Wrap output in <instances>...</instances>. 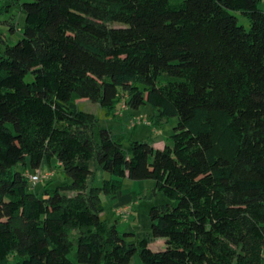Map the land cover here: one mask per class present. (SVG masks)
Instances as JSON below:
<instances>
[{
	"label": "trees",
	"instance_id": "16d2710c",
	"mask_svg": "<svg viewBox=\"0 0 264 264\" xmlns=\"http://www.w3.org/2000/svg\"><path fill=\"white\" fill-rule=\"evenodd\" d=\"M5 1L24 22L0 32V264H264V0ZM82 99L178 122L126 151ZM54 160L66 181L39 196L23 171ZM91 162L110 177L90 187ZM124 180L168 200L163 251L107 223Z\"/></svg>",
	"mask_w": 264,
	"mask_h": 264
},
{
	"label": "rangeland",
	"instance_id": "374dc122",
	"mask_svg": "<svg viewBox=\"0 0 264 264\" xmlns=\"http://www.w3.org/2000/svg\"><path fill=\"white\" fill-rule=\"evenodd\" d=\"M4 5H9L7 11L1 9ZM260 7L264 9V4H261ZM235 15L238 17L239 23L247 28V20L239 13H235ZM7 22L15 26L16 30L14 32L9 31ZM23 22L24 17L19 13L16 6L10 5V3L5 0H0V31L7 36L10 43L14 44L20 39V29L23 26ZM0 51H3L2 44H0ZM78 104L83 110L93 113L99 118L97 125L94 127V139L96 141H98L99 129H107L111 131L114 137H124L123 146L126 151L129 150V142L131 140L146 141L151 143L155 148H162L173 134L174 128L178 122L177 117L166 118L161 126L153 128L150 125L153 108L149 105H144L134 110L126 108L123 102L120 101L114 108V116L107 119L102 116V110L99 105L90 103L85 99L79 100ZM133 118L140 119V123L131 127ZM146 122H148L149 125L145 124ZM90 168L93 171V176L88 181L90 187L97 186L103 179H108L110 177L109 174L101 171L94 162H91ZM15 169L23 171L20 166H17ZM39 170L43 173L52 172L49 179L31 186L32 191L39 196H42L45 187H54L66 181L58 173L55 160L50 165L43 164ZM23 173L32 174L34 172L27 168ZM153 187L154 183L151 180H124L120 195L114 199L103 197V215L108 224H116L120 233L130 232L134 235L135 239L147 237L149 240V249L158 252L165 249V240L163 238H154L150 235L148 211L152 206L168 203V200L162 194L154 193ZM123 207H128L130 212V216L126 221H122V219L117 217L114 213V210ZM71 256L75 258L74 252H72ZM130 264H142L138 254H135L131 258Z\"/></svg>",
	"mask_w": 264,
	"mask_h": 264
},
{
	"label": "built area",
	"instance_id": "2783aa9c",
	"mask_svg": "<svg viewBox=\"0 0 264 264\" xmlns=\"http://www.w3.org/2000/svg\"><path fill=\"white\" fill-rule=\"evenodd\" d=\"M140 123V119L138 118H133V122L131 124V127H134L136 124ZM145 124L149 125L148 122H146ZM25 177L28 180V183L33 186L38 182H43L44 180H47L50 178V176L52 175V172H42L40 170H36L34 173H25L24 174ZM114 213L117 217H119L120 219H122V221H126L129 216H130V212H129V208L128 207H123V208H119L117 210H114Z\"/></svg>",
	"mask_w": 264,
	"mask_h": 264
},
{
	"label": "crops",
	"instance_id": "0c3cea01",
	"mask_svg": "<svg viewBox=\"0 0 264 264\" xmlns=\"http://www.w3.org/2000/svg\"><path fill=\"white\" fill-rule=\"evenodd\" d=\"M1 32V31H0Z\"/></svg>",
	"mask_w": 264,
	"mask_h": 264
}]
</instances>
